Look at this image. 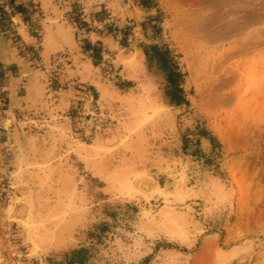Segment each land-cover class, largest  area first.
<instances>
[{"label": "rangeland", "instance_id": "1", "mask_svg": "<svg viewBox=\"0 0 264 264\" xmlns=\"http://www.w3.org/2000/svg\"><path fill=\"white\" fill-rule=\"evenodd\" d=\"M80 1L92 4V0ZM122 2L112 0L111 7L114 17L120 13L118 20L123 22H107V28L116 30L118 42L101 34L98 38L109 51L96 59L97 65L81 53L82 60L92 65L90 70L76 64L79 73L87 76L78 73L70 81L60 79L63 86L57 92L64 84L80 90L73 89L71 103L63 112L68 134L61 143L50 137L53 146L59 147L52 151L58 153L61 167L36 168L37 177L23 180L21 190L15 191L10 177L11 148L0 130V142L9 158L7 174L0 169V264H69L72 251L80 247L86 248L89 256L84 264H264V0H154L159 11L154 25L139 8L127 9ZM1 5L4 31L9 27ZM71 17L79 24L76 15ZM216 21L218 26L213 25ZM143 46L150 60L144 61L138 49ZM127 60L130 78L121 71ZM59 63L67 71L66 64ZM3 68L2 83L8 75L13 76L11 66ZM52 70L47 75L52 95L49 106L54 109H45L44 119L35 116L39 126L42 121L61 124L63 119L62 110H56ZM170 75L186 100L179 112L165 102L172 88ZM16 78L24 82L20 75ZM120 78L132 82L125 91L116 86L121 84ZM87 82L95 86L100 113L110 121L90 134L81 131L74 118L78 108L84 106L87 112L94 104L89 101L92 95L83 97ZM100 85L120 93L122 101L104 97ZM18 90L19 96L24 95V87L18 86ZM127 101H131L129 105ZM14 110V126L21 145L27 147L36 133L27 118L32 109L24 103ZM97 135L104 137L102 145L106 147L101 146L98 157H93L86 147ZM39 141L40 137L34 143ZM92 157L99 158L103 169L95 170ZM24 162L18 172L35 171ZM158 170L164 172L165 180L157 178ZM110 175L112 179L106 178ZM124 176L133 182L139 178L138 183L130 182V186ZM155 179L167 187H159ZM64 184L71 192H65ZM144 186H148L145 191ZM21 191L35 198L37 206H32L31 216L25 210L20 216L16 212L23 205ZM43 224L50 225L49 233L41 228ZM53 225H59V231Z\"/></svg>", "mask_w": 264, "mask_h": 264}, {"label": "bare ground", "instance_id": "2", "mask_svg": "<svg viewBox=\"0 0 264 264\" xmlns=\"http://www.w3.org/2000/svg\"><path fill=\"white\" fill-rule=\"evenodd\" d=\"M226 0H224L225 2ZM34 3L37 4V7L39 8L40 12H42V15L37 16V20L38 22L41 24L42 26V32H41V39L40 41L37 40V38L33 37V36H28L26 33H24L22 31V33L24 34L25 40L30 41V43H32L35 46L40 45V47L42 48L41 50V57L44 61H48L49 58H51L56 64L59 62H64L67 66V73H68V80H72L74 78H76L78 76V71H76V64L78 62H80V64L82 65L83 68H87V70L89 68L92 69V65L90 64V62L86 59V60H82L83 58L81 57V52L79 49V43L76 39L77 36V32L79 30L78 25L73 21L72 17L67 18L65 17V15H63V12L68 11V3L69 0H33ZM221 3V2H220ZM61 5V6H60ZM216 5V4H215ZM230 6V5H229ZM208 8V7H207ZM225 8V7H224ZM258 8V7H257ZM260 8V7H259ZM253 9V8H252ZM222 10V9H221ZM219 11V10H218ZM247 11V10H246ZM43 12H52L53 16L52 17H46V19H44V15ZM48 14V13H46ZM219 14V12H218ZM230 14V13H229ZM228 14V15H229ZM233 14V13H232ZM234 15V14H233ZM232 15V16H233ZM214 16V15H213ZM217 16V15H216ZM212 17V16H211ZM210 17V19H212ZM250 17V16H249ZM215 18V17H214ZM218 18V17H216ZM230 18V17H229ZM17 19V17H16ZM15 19V20H16ZM70 19V20H69ZM209 19V18H208ZM209 19V20H210ZM231 19V18H230ZM261 19V18H260ZM19 21V20H18ZM187 21V20H186ZM212 20L209 21V24ZM214 21V20H213ZM218 21V20H217ZM213 22L217 24L218 23ZM197 22V21H196ZM202 22V21H201ZM207 22V21H206ZM199 23V22H198ZM208 25V22L206 23ZM212 24V22H211ZM210 24V26H211ZM225 24V23H224ZM228 24V21H227ZM189 25V24H188ZM191 25V23H190ZM198 25V24H196ZM212 25V26H213ZM229 25V24H228ZM187 26V25H186ZM192 26V25H191ZM203 26V25H202ZM209 26V25H208ZM215 26V27H217ZM225 26V25H224ZM227 26V25H226ZM188 27V26H187ZM196 28V26H193ZM201 27V24H200ZM213 27V28H215ZM231 27V26H229ZM228 27V28H229ZM240 27V26H239ZM203 28V27H202ZM227 28V27H226ZM227 28V29H228ZM82 29V28H81ZM205 29V28H204ZM209 30V27L206 28V30ZM230 29V28H229ZM233 29V28H232ZM231 29V30H232ZM197 30V29H196ZM199 30V29H198ZM205 30V31H206ZM207 30V31H208ZM216 30V29H215ZM214 30V32H215ZM221 30V29H220ZM83 31V29H82ZM195 31V30H194ZM193 31V32H194ZM218 31V30H217ZM222 31V30H221ZM220 31V32H221ZM84 32V31H83ZM187 32V31H186ZM198 32V31H196ZM202 32V31H201ZM219 32V31H218ZM209 33V31H208ZM213 33V31L211 32V34ZM91 34V33H90ZM191 34V33H190ZM189 34V35H190ZM201 35H203V33H200ZM217 34V32L215 33V35ZM94 34L91 35V38ZM200 35V36H201ZM207 35V33L205 34ZM214 35V34H213ZM222 35V34H220ZM196 36V34H195ZM210 36V34H209ZM219 36V35H217ZM259 36V35H258ZM193 37V36H192ZM204 37V36H203ZM215 37V36H213ZM94 38H98V37H94ZM93 38V39H94ZM207 38V37H205ZM218 38V37H217ZM253 38V37H252ZM258 38V37H257ZM195 39V38H194ZM204 39V38H203ZM221 39V38H220ZM261 40V39H260ZM210 41V40H209ZM257 43V42H256ZM116 48V46H113V48ZM249 50V49H248ZM119 51V50H118ZM60 52V55L57 56V53ZM121 52V51H120ZM56 53L54 56L53 54ZM234 53V51H233ZM122 54V53H121ZM239 54V53H238ZM52 55V56H51ZM67 55V57H66ZM236 55V54H235ZM240 55V54H239ZM244 55V54H243ZM51 56V57H50ZM126 56V55H125ZM130 56V55H129ZM40 57V58H41ZM85 57V56H84ZM81 58V60H80ZM126 58H128L126 56ZM129 59V58H128ZM80 60V61H79ZM228 60V59H227ZM129 60H127L126 62H128ZM130 62V61H129ZM125 63L126 66L125 68H123L121 71L123 72L124 76L126 78H130L131 75V71L129 70V64L130 63ZM0 63L2 64L3 67L8 68L9 66L15 65L18 68L19 71V75L20 77L24 78V82H23V87H24V95L19 96L18 95V86H19V79L16 77H13L12 75H8L6 80H5V84H4V89L7 90L8 92V96H7V106L6 109L2 115L1 118V124L2 127L4 129V133H5V143L7 146H9L11 148V153H12V157H11V171H10V177H11V181H12V186L15 191L16 190H21L19 189L21 187V182L23 180H28V179H32L34 176L37 177V173L36 170L37 169H44V170H55L56 167H61V161H60V157H58V153L53 154L52 150H58L59 147L58 145L56 147L53 146V144L50 142V137L53 136L55 139L59 140V142L61 140H64V136L65 133H67L66 131L69 130L67 129L66 124H68L67 122V117H65L63 115L64 111H67V108L69 107L71 101L70 98L72 97V95L74 94V92L72 93L73 89L71 87H67L65 90L59 92L61 93V98L59 97L58 99V106H57V111L62 110L61 112V116L63 115V119L60 120L61 124H52V125H48L45 123V121H42L44 124L39 126L38 120L35 121V116L39 117L40 119H42L43 117H45V109H54L53 107L51 108L49 105L51 104L50 99L51 96L50 95V87H49V78L47 74H45L44 72H42L39 67L37 68V66H32V63L26 59L25 57H23L18 49L17 43H15L13 40L10 39V37H8L4 31L1 28V24H0ZM45 64V63H44ZM45 66V65H44ZM55 66V65H54ZM81 67V68H82ZM65 68V67H64ZM90 70V69H89ZM7 71V70H6ZM49 71V70H48ZM80 71V70H79ZM62 73V72H61ZM97 73V72H95ZM92 74V73H91ZM79 75L83 78H85L87 75H85L84 73H79ZM97 78V77H96ZM21 80V79H20ZM90 80V79H89ZM94 81V80H93ZM99 81V80H97ZM100 82V81H99ZM103 82H101L102 85ZM71 83H69L70 85ZM95 84V83H94ZM217 84V83H216ZM100 85V86H101ZM105 85V83H104ZM103 86V85H102ZM99 87L102 90V95H104V97L106 96L107 98H111L114 97V100L116 101H122V97L116 93V91H114L113 89H110L108 87L102 88ZM110 86V85H109ZM216 86V85H215ZM227 87V86H226ZM224 89V88H223ZM68 94V95H67ZM237 94V93H236ZM69 97H67V96ZM101 95V96H102ZM60 96V94H59ZM71 96V97H70ZM103 97V96H102ZM101 98V97H100ZM225 98V97H224ZM232 99V98H231ZM55 99H53L54 101ZM99 100V99H98ZM96 100V101H98ZM123 100H127V99H123ZM128 102L131 101H127L126 104L129 105ZM27 104L29 106V109H32V112L27 115L28 119L31 122V125L35 126V131L36 133L31 137L30 136V143L27 147H23L21 145L20 142V138L18 137V131L14 126V116H15V108L19 107V106H24ZM55 103V102H54ZM101 103V102H100ZM106 103V102H105ZM143 104V103H142ZM131 105V104H130ZM145 105V104H144ZM127 106V105H126ZM152 106V105H151ZM64 107V110L61 108ZM28 108V107H27ZM108 108V107H107ZM140 108V107H139ZM55 110V111H56ZM135 110V109H134ZM51 111V110H50ZM138 111V110H137ZM44 112V113H43ZM54 112V111H53ZM136 112V111H135ZM40 113H43L44 115L40 116ZM138 114H141L142 112L138 111ZM54 114V113H53ZM56 114V113H55ZM67 114V113H66ZM58 115V114H57ZM47 117V116H46ZM54 117V115H53ZM58 117V116H57ZM35 118V119H34ZM59 118V117H58ZM44 119V118H43ZM55 119V118H54ZM48 120V119H47ZM53 122V120H52ZM58 122V123H60ZM50 123V122H49ZM120 123V122H119ZM121 124V123H120ZM119 124V125H120ZM116 128V127H115ZM126 128V127H125ZM37 129V130H36ZM116 130V129H115ZM95 133V132H94ZM116 133V131H115ZM135 133V132H133ZM32 134V133H31ZM68 134V133H67ZM67 137H69L68 135H66ZM40 137V141L39 143L35 142V140H38V138ZM118 137V136H117ZM120 137V136H119ZM127 137V136H126ZM66 138V137H65ZM120 139V138H119ZM123 139H125L123 137ZM95 142L93 144H90L91 146L86 147L89 148V152H91V154L96 157L98 152L100 151L99 149L101 148V146H103L102 144L104 143V137L101 135H97L96 138L94 139ZM126 140V139H125ZM129 140V139H128ZM131 140V139H130ZM136 140V139H135ZM27 142V141H26ZM123 142V141H122ZM134 142V141H133ZM34 143V144H32ZM61 143V142H60ZM130 144V141L128 142ZM55 144V143H54ZM57 144V143H56ZM106 144V143H105ZM124 144V143H123ZM135 146V145H134ZM106 147V146H103ZM102 147V150H103ZM129 148V147H128ZM132 146L129 148L131 150ZM106 150V149H104ZM125 150V149H124ZM127 150V149H126ZM129 150V151H130ZM59 151V150H58ZM57 151V152H58ZM82 151V150H81ZM133 152V151H132ZM60 153V152H59ZM123 153V152H122ZM84 154H86L84 152ZM83 154V155H84ZM61 156V155H60ZM80 156V155H79ZM133 156V155H132ZM39 157V158H36ZM92 157V160H93ZM52 158V160H51ZM84 158H87L86 156ZM89 159V158H88ZM87 159V160H88ZM99 159V158H98ZM98 159H94L92 161V165H94L95 170L97 169H103V165L100 164L101 161H98ZM25 161L24 164H31L33 167H35V171H30L29 170H22V172H18L19 171V164L22 161ZM98 161L99 163L97 164ZM55 162V163H54ZM91 161H88V163H90ZM95 162V163H93ZM87 163V162H86ZM28 165V167H29ZM23 166V164H22ZM91 166V165H90ZM55 167V168H54ZM89 167V166H88ZM93 167V166H92ZM37 168V169H36ZM49 168V169H48ZM93 168V169H94ZM130 168V167H129ZM22 169V168H21ZM20 169V170H21ZM59 170V169H58ZM127 171V170H126ZM102 172V171H101ZM130 171H128L129 173ZM94 174H96L95 172H93ZM126 173V172H125ZM123 173V174H125ZM133 175V174H132ZM141 175V174H140ZM108 176V175H107ZM112 175H110L109 177L106 178H111ZM139 176V175H138ZM137 176V177H138ZM125 177V176H124ZM123 179L126 181V177ZM142 177V176H141ZM65 178V177H64ZM122 178V177H121ZM136 178V177H135ZM39 179V178H38ZM46 177L41 178V181L45 183L46 181ZM60 179V178H59ZM139 178H137L138 180ZM67 180V179H66ZM65 180V181H66ZM122 180V179H121ZM123 180V181H124ZM130 180V179H128ZM134 179L135 183H138V181ZM143 179L140 180V183ZM34 181V180H33ZM59 181V180H58ZM106 181V179H105ZM110 181V180H108ZM137 181V182H136ZM151 181V180H150ZM60 182V181H59ZM112 182V180H111ZM114 182V181H113ZM133 181H126L125 183H130ZM133 182V183H134ZM60 183L63 184V182L61 181ZM59 183V184H60ZM132 183V185H133ZM144 183V182H143ZM147 183H149V180L147 181ZM152 183V181H151ZM150 183V184H151ZM26 184V183H24ZM70 185V184H69ZM127 185V184H126ZM141 185V184H139ZM139 185H137V187H135L136 189L139 190ZM146 185V183H145ZM45 186V185H44ZM125 186V185H124ZM123 186V187H124ZM131 186V183H130ZM153 186V185H152ZM62 187V186H61ZM60 187V188H61ZM65 187V192H71L69 186L66 187V185L64 184ZM126 187V186H125ZM139 187V188H138ZM148 186H144L143 189L145 191V189L147 190ZM150 187V186H149ZM25 188V187H24ZM74 188V187H73ZM57 189V188H56ZM133 189V186H132ZM154 189V188H153ZM151 189V190H153ZM24 190V189H23ZM27 190V189H26ZM26 190L24 192H26ZM33 190V189H32ZM35 190V189H34ZM46 190V189H45ZM74 190V189H73ZM72 190V191H73ZM142 191V189H140ZM29 191V190H28ZM148 191H150V189L148 188ZM19 192V191H18ZM22 192V191H21ZM22 192V202L23 205L22 207H17V214L21 213V210H25L27 215H32V206H37L35 203V198L32 199L31 196L26 193ZM56 192V191H55ZM63 190H61L60 193H62ZM72 192V196H73ZM14 195V194H13ZM68 196V195H67ZM71 196V198H72ZM75 196V195H74ZM42 197V196H41ZM62 198V197H61ZM38 199V198H37ZM61 200V199H60ZM72 201V199H70ZM59 201V200H58ZM69 201V200H68ZM39 203V202H38ZM70 203V202H69ZM22 204V203H21ZM57 204V203H56ZM63 204V203H62ZM67 204V203H66ZM42 205V204H41ZM60 206V205H59ZM67 206V205H66ZM71 206V205H70ZM9 209L11 208L14 211V207L12 205L8 206ZM57 207V206H56ZM58 208V207H57ZM60 209V208H59ZM55 210V209H54ZM8 211V209L6 210ZM10 211V210H9ZM34 211V210H33ZM36 212V211H35ZM50 212V211H48ZM46 212V213H48ZM26 213H24V215H26ZM52 213V212H51ZM13 214V213H12ZM34 214V213H33ZM62 214V213H61ZM19 215V214H18ZM26 215V216H27ZM47 215V214H46ZM50 215V214H49ZM48 215V216H49ZM55 214H51V216H54ZM20 216V215H19ZM50 216V217H51ZM22 217V215H21ZM45 217V216H44ZM47 217V216H46ZM55 218H57L56 216H54ZM23 218V217H22ZM34 217L32 216L31 219ZM48 218V217H47ZM60 220L62 218V216H59ZM54 218H52L51 220L53 221ZM32 220V221H33ZM42 220V219H41ZM25 221V219H24ZM31 221V222H32ZM56 221V219H55ZM62 221V220H61ZM35 222V221H34ZM37 222V221H36ZM71 222V221H70ZM25 224H27L26 222H24ZM38 224H40L39 222H37ZM43 223V222H42ZM58 223V222H55ZM53 223V224H55ZM67 223V222H66ZM78 223V222H77ZM23 224V223H22ZM21 224V225H22ZM29 224H30V219H29ZM33 224V223H31ZM52 224V223H50ZM61 224V223H60ZM59 224V225H60ZM65 222L63 223V227ZM34 225V224H33ZM30 225V226H33ZM59 225H53L55 229L59 228ZM25 226V225H24ZM28 226V225H27ZM34 225V229H35ZM50 225H41V228L45 229V231L47 232L48 230L50 231ZM60 226V227H62ZM29 227V226H28ZM27 227V228H28ZM62 227V228H63ZM26 228V229H27ZM36 228H38V225L36 226ZM61 228V229H62ZM48 229V230H47ZM53 230V228H51ZM60 229V230H61ZM44 231V230H43ZM48 231V233H49ZM57 231V230H55ZM59 231V229H58ZM31 232V231H30ZM39 232V231H38ZM43 236V235H42ZM44 238V237H43ZM39 239V238H38ZM42 240V239H41ZM39 242V241H38Z\"/></svg>", "mask_w": 264, "mask_h": 264}, {"label": "crops", "instance_id": "3", "mask_svg": "<svg viewBox=\"0 0 264 264\" xmlns=\"http://www.w3.org/2000/svg\"><path fill=\"white\" fill-rule=\"evenodd\" d=\"M122 1H123L122 6H126L127 9L131 8V6H134L136 8H139L140 11L143 12L144 14L148 15V18H146V19L149 21V24L154 25L157 22V19H156L157 14L156 13L159 11H156V6L154 5V0H122ZM79 2H80V0H69V3L67 5L69 12L65 11V12H63V15H65V17H67V18H70L71 15L74 14V15H76L77 19H79L77 14L73 13V12L77 11V9L79 7ZM0 3H2L1 6L3 7V16L6 18V21L8 22L7 26L9 27L7 30H4V32L9 33V36H11L14 39V41L19 45L20 50L21 51L23 50V53H24L23 55L25 57H27L33 63L35 62V64H39V66H40L39 69L40 70L42 69L41 70L42 72H44L45 74H48L53 68H55L52 70L53 73H51V74H53V76L51 78L52 85L55 86L52 88L56 91L57 89L62 87L63 85L60 83V79L64 80L68 76L67 71L64 70V68H63V64L58 63L56 65V63L51 58H49L47 63H46V61H44L41 57L42 48L40 47V45L35 46L32 43H30V41L25 40L24 34L22 33V31H23L28 36H33V37L37 38V40H38V35L41 34V32H42V26L38 22L37 16L42 15V12H40L39 8L37 7V4L34 3L33 0H0ZM32 4H34V5H32ZM112 12L114 13V10H112ZM46 13H48V14H46ZM119 14H117V16H115L113 18L116 23H122L123 22V19L118 20ZM43 15L45 17L44 19H46L47 16L52 17L53 13L52 12H43ZM96 16H97V18L102 19L105 17V13H104V11H101V12L97 13ZM16 17H17V19H16ZM143 19L145 20V18H143ZM74 20L77 23L75 18H74ZM78 22L80 25L78 23L77 24L81 28L82 27L93 28V30H89V31H86L84 29L83 30L84 35L83 34L78 35V34L83 32L82 29L79 28L80 32L79 31L77 32L76 39H78L79 49H80L81 53L87 54L91 60V63L93 65H95L94 62H96V59L97 58L101 59L102 55L106 51H109V50L106 47H104L103 42L100 41L99 38H94V37H98L101 34H103L106 36H110L116 40L118 38V35L116 34V30L111 29L110 27L107 28V25H105V26L98 25V27H94V26H88L86 23H80L81 22L80 19L78 20ZM38 24H40V26H38ZM127 24H129V23H127ZM83 25H85V26H83ZM109 26H111V25L109 24ZM92 34H94V35L91 38ZM40 39L41 38H39V41H40ZM85 45H90V48L86 49ZM149 48L152 49L151 46ZM138 49H140L143 52L144 61H146V56H145V52H144L143 48L138 47ZM56 53H54L53 56ZM59 55H60V53H57V56H59ZM66 57H67V55H66ZM78 64H79V62L77 63V65ZM54 65H56V66H54ZM0 68L4 69L1 63H0ZM79 70H80V67L77 66V70H76V71H78L77 73H79ZM11 72H12L13 76H15V77L19 75L18 68L15 65L11 66ZM61 72H62V74H61ZM2 76H5V74H2ZM119 81H120V83H122L124 85H122V87H119L118 85H116V86L121 88V90H123V91L128 89L132 84L131 81L125 80L123 78H120ZM4 84H5V82H4ZM19 87L23 88V82L22 81L19 83ZM65 89H66V85L64 84V87L61 88L60 90L63 91ZM73 89H74V91H80L77 89V87L73 88ZM18 92H19V90H18ZM82 92L84 94L83 97L88 96V94H90V95H92V98H94V101H96L98 98V92H97L95 86L90 82H87L84 85V90H82ZM56 93L57 94H56L55 98L59 99V97L60 98L62 97L61 93H59L57 91H56ZM19 94H20V92H19ZM59 94H60V96H59ZM6 96H8L7 91H6ZM165 102L168 106L172 107V109H174L178 112L180 110H182V106H184V104L175 105L174 103H170L169 98ZM18 110H19V113L23 112L20 109H18ZM157 173H159V177H157V178H160L161 180H162V178H164V180L166 179L164 177L165 176L164 172L158 170ZM155 182L157 183V185L159 187L161 186L163 189H165L167 187L166 185H162L159 179H155Z\"/></svg>", "mask_w": 264, "mask_h": 264}, {"label": "built area", "instance_id": "4", "mask_svg": "<svg viewBox=\"0 0 264 264\" xmlns=\"http://www.w3.org/2000/svg\"><path fill=\"white\" fill-rule=\"evenodd\" d=\"M111 2L112 0H92V4L87 5L86 2L80 1L76 14L81 20V22L86 23L88 26H94V27H98V25L105 26L107 25V22L114 21L113 19L114 13L112 12ZM93 7H96L97 9ZM99 11L100 12L104 11L105 13L104 18L102 19L97 18L96 15L97 13H99ZM1 73L6 74L5 70L0 68V74ZM2 74L0 75V113H1L0 117L2 115L3 110L7 106L6 90L4 89V83L1 82L2 81L1 78L3 77ZM89 101L90 102L94 101V99L91 97ZM84 109H85L84 106L81 107L80 109L78 108L74 116V118H76V122L81 125V131L85 130L86 133L90 134L92 130L96 128L97 126L103 127L107 125V123L110 122L107 117H104L100 113V110H99V107L96 101H94V104H91V107L89 110H87V112H85ZM83 113H87V114L83 116ZM87 115H89V117L88 119L87 118L85 119ZM0 130H4L1 122H0ZM5 150H6V147L2 145L0 142V152L2 154L0 156V163H2L0 169L5 170L7 174L9 170V167H8L9 158H7L8 157L7 151L6 153H4Z\"/></svg>", "mask_w": 264, "mask_h": 264}, {"label": "trees", "instance_id": "5", "mask_svg": "<svg viewBox=\"0 0 264 264\" xmlns=\"http://www.w3.org/2000/svg\"><path fill=\"white\" fill-rule=\"evenodd\" d=\"M86 49L90 48V45H85ZM144 52H145V56L147 60H150L151 55L148 52V49L146 46L142 47ZM95 65H97V62H94ZM168 78L170 79V81L172 82V88L170 90V95H169V102L170 103H174L175 105H181V104H185L186 100L184 99L183 95H182V88L177 85L175 83L174 80H172L171 75L168 76ZM122 85L124 84H118L119 87H122ZM89 256H88V252L86 248L80 247L78 249H75L72 251L68 263L69 264H84L87 260H88Z\"/></svg>", "mask_w": 264, "mask_h": 264}]
</instances>
